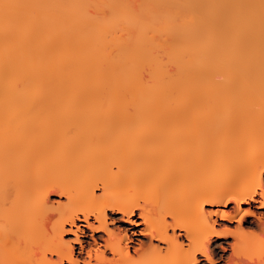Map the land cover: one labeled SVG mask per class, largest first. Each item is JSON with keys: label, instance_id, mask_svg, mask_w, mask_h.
Here are the masks:
<instances>
[{"label": "bare ground", "instance_id": "6f19581e", "mask_svg": "<svg viewBox=\"0 0 264 264\" xmlns=\"http://www.w3.org/2000/svg\"><path fill=\"white\" fill-rule=\"evenodd\" d=\"M261 204L262 0H0V264H187L241 211L207 253L264 264Z\"/></svg>", "mask_w": 264, "mask_h": 264}, {"label": "rangeland", "instance_id": "374dc122", "mask_svg": "<svg viewBox=\"0 0 264 264\" xmlns=\"http://www.w3.org/2000/svg\"><path fill=\"white\" fill-rule=\"evenodd\" d=\"M98 192H100V190H97ZM59 199L60 200H64V198L63 197H61L60 195H58L57 193H52L51 195H50V200L52 201V203L51 204H53V203H55V204H57V200L59 201ZM236 207V205H235V203H230V205L229 206H227V207H224L227 211H233L234 209H236L235 208ZM244 207L245 208H248L249 207V205H244ZM252 209L254 210V212H257V214H260V213H264V209H258V208H255L254 207V205H253V207H252ZM121 214H112L110 211H109V227L111 228V229H114V230H117L118 231V229H126L127 228V226L128 225H126L125 223H123L122 221H121V219H118V217H121L120 216ZM255 219V217L254 216H249V219L250 220H254ZM217 222H218V225H217V229H224V228H231L232 230H234V229H236V227H237V225H238V223H237V221H232V222H230V221H224L223 219H221V218H218L217 219ZM84 228V231H86V234H88L90 231L86 228V227H83ZM129 228V227H128ZM245 228V227H244ZM247 229H251V230H253L254 232L252 233V236H254V234L255 233H258V234H261V233H259V230L256 228V227H246ZM137 229H139L138 227H136V229L135 230H137ZM81 234V233H80ZM130 236H131V239L133 240V241H131L130 242V246H132V247H137V245H138V239H140V240H143V241H145V242H147L148 241V239L146 238V237H143V236H139V235H137V234H133L131 231H130ZM262 235V234H261ZM72 239V238H74V235H66V239ZM224 240H226V242L228 241V242H232L233 240H234V236H232V235H228V236H226V238H222L220 241H224ZM230 253H231V250L229 249L227 252H226V256H228V255H230ZM246 255H244L243 256V258H245V259H247V260H245V261H248V259L249 260H257L258 258H264V250L262 249H259V248H257V247H253V248H251L250 250H248L246 253H245Z\"/></svg>", "mask_w": 264, "mask_h": 264}, {"label": "snow or ice", "instance_id": "6c2138e0", "mask_svg": "<svg viewBox=\"0 0 264 264\" xmlns=\"http://www.w3.org/2000/svg\"><path fill=\"white\" fill-rule=\"evenodd\" d=\"M262 4H264V0H262ZM227 199L229 201H232V200L237 199V198L232 196V195H229L227 197ZM261 207H264V204H261ZM249 214L250 213H248V212L241 211L239 216L231 215L228 212H224L222 215L224 217V221H229V220L237 221L238 219L239 220H243L244 217L249 215ZM96 219L99 222V227L103 228L104 231H106L108 233L109 237H112L113 233L106 226V220L103 217V210H101V212L96 215ZM261 220H262V222H264V217H262ZM145 223L148 224L149 227H152V224L149 223L148 220H145ZM89 227H94V225L90 224ZM212 234L217 235V236H225V235H236V232L232 231L231 228H227V227L224 228L223 230H216L215 228H213V226L210 223L206 224L205 225V232H204V235H203V241L201 243L196 244L194 247L193 246H189V248L187 249V251L189 253V260L187 261V264H198V261H197L195 255L193 253H199V252H204L205 253V256L207 257L208 264H215V261L213 260V258L210 255H208L207 249L204 246L206 244L209 236L212 235ZM68 246L70 247L71 245H68ZM96 252H97L96 261H99V259H100V257H99L100 249L97 248ZM92 255H93V253L91 251H89L88 252V256L91 257ZM71 264H79V262L73 260V261H71ZM84 264H89V261H85ZM93 264H96V262H93Z\"/></svg>", "mask_w": 264, "mask_h": 264}]
</instances>
